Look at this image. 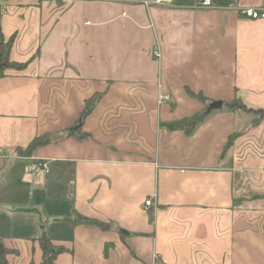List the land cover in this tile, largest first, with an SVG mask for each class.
Listing matches in <instances>:
<instances>
[{
  "label": "crops",
  "instance_id": "0c3cea01",
  "mask_svg": "<svg viewBox=\"0 0 264 264\" xmlns=\"http://www.w3.org/2000/svg\"><path fill=\"white\" fill-rule=\"evenodd\" d=\"M203 1L0 0L9 61L27 64L0 78L7 264H40V239L65 250L55 264H264L247 201L264 196V120L222 107L177 128L235 95L264 111V19L239 13L264 0ZM33 159L50 173L28 175Z\"/></svg>",
  "mask_w": 264,
  "mask_h": 264
},
{
  "label": "trees",
  "instance_id": "16d2710c",
  "mask_svg": "<svg viewBox=\"0 0 264 264\" xmlns=\"http://www.w3.org/2000/svg\"><path fill=\"white\" fill-rule=\"evenodd\" d=\"M14 36L10 37L8 41H5L3 39V36L0 34V78L3 77V72L6 69H12L16 71H20L25 69L27 64H16L11 63L9 61V54L11 51V48L14 43ZM190 95L193 97L200 99L203 102H206L204 98L201 95H194L193 93L189 92ZM208 107V106H207ZM222 107L229 112H235V111H241L246 114H250L253 116V125H257L260 121L264 120L260 118L259 116V110H251L247 108V106L241 101L239 97L236 95L233 97L232 100L228 102H222ZM207 109V108H206ZM212 112V111H211ZM210 112V113H211ZM207 113L206 110L202 113L195 114L189 119L182 120L177 123V128L179 130H183L186 135H191L194 130L206 119V117L210 114ZM235 139V136H230L223 148V154L227 152V150L231 147L233 141ZM49 144V138L48 135L40 136L35 138L27 147L24 154L25 156H30L33 151H35L37 148L45 146ZM73 225H86V226H95L99 228L102 231H108L110 226L109 224H105L102 222H99L97 220L84 218L81 216H78L77 220L72 222ZM41 245V251H42V261L40 264H55L57 257L61 254L65 253V250L61 247L53 246L52 243L49 240H39ZM10 252L6 250L2 245V252L0 254V264H7L6 263V256ZM33 264V263H31Z\"/></svg>",
  "mask_w": 264,
  "mask_h": 264
},
{
  "label": "built area",
  "instance_id": "2783aa9c",
  "mask_svg": "<svg viewBox=\"0 0 264 264\" xmlns=\"http://www.w3.org/2000/svg\"><path fill=\"white\" fill-rule=\"evenodd\" d=\"M160 1H157L156 3H159ZM203 7L210 6L209 0H204L202 2ZM230 8L232 9L233 6L231 5ZM239 13L242 17L251 19V20H260L264 19V10L255 9V8H241L239 9ZM153 56L155 58L160 57L159 49L158 47H155L153 50ZM171 102V97L167 94H159L157 96V103L159 105L168 104ZM26 172L30 176H36V175H48L50 173V167L49 162L46 160H39V159H33L32 163L29 164V166L26 169ZM153 198H149L146 200L144 204L145 210L148 209L152 205Z\"/></svg>",
  "mask_w": 264,
  "mask_h": 264
},
{
  "label": "rangeland",
  "instance_id": "374dc122",
  "mask_svg": "<svg viewBox=\"0 0 264 264\" xmlns=\"http://www.w3.org/2000/svg\"><path fill=\"white\" fill-rule=\"evenodd\" d=\"M259 111H263V110H259ZM249 199H247V201H250V212H251V218H250V222L254 223V226H259V225H264V202H262V200H264V196L262 195H257V194H251L248 195ZM33 231L31 230L30 232H27L28 234L25 235H33L30 234ZM34 237V236H32Z\"/></svg>",
  "mask_w": 264,
  "mask_h": 264
},
{
  "label": "water",
  "instance_id": "95a60500",
  "mask_svg": "<svg viewBox=\"0 0 264 264\" xmlns=\"http://www.w3.org/2000/svg\"><path fill=\"white\" fill-rule=\"evenodd\" d=\"M222 108V102H211L207 109H206V112L207 113H210L211 111H214V110H219ZM259 116L260 118L264 119V111H259ZM2 252V243L0 241V254Z\"/></svg>",
  "mask_w": 264,
  "mask_h": 264
}]
</instances>
